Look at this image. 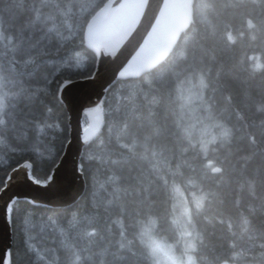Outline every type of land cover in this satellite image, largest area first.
<instances>
[{
	"label": "trees",
	"instance_id": "obj_1",
	"mask_svg": "<svg viewBox=\"0 0 264 264\" xmlns=\"http://www.w3.org/2000/svg\"><path fill=\"white\" fill-rule=\"evenodd\" d=\"M106 1L0 0L7 110L20 87L12 81L27 68L35 77L26 83L53 81L52 95L41 97L63 129L53 125L42 142L32 134L25 141L19 126L17 139L9 133L0 185L10 163L24 158L10 146L31 149L38 181L58 164L70 124L56 90L93 76L97 57L83 35ZM193 7L189 29L164 63L109 87L102 131L83 151L91 156L84 195L68 207L34 208L27 242L17 221L11 264H164L156 241L192 243L197 264H264V0H195ZM199 89L204 129L188 111ZM36 110L42 114L43 105Z\"/></svg>",
	"mask_w": 264,
	"mask_h": 264
},
{
	"label": "water",
	"instance_id": "obj_2",
	"mask_svg": "<svg viewBox=\"0 0 264 264\" xmlns=\"http://www.w3.org/2000/svg\"><path fill=\"white\" fill-rule=\"evenodd\" d=\"M194 1L107 0L98 10L88 22L84 35L87 48L97 57L95 79L91 76L75 80L65 95L64 106L70 116L72 143L66 147L68 157L61 166V174L69 169L71 190L67 194L56 192L58 186L54 184L50 194L45 192L47 189L32 187L27 190V195L50 208L70 206L81 198L86 182L83 175L76 173L73 165L80 159L85 147L81 143L85 135L84 122L87 125L92 122L90 113L95 117V135L91 137V142L103 128L104 107L100 101L104 102L109 87L117 80L141 78L168 59L181 35L192 23ZM22 178L23 170L15 175L14 183ZM9 195L11 190L0 197V206ZM2 217L0 207V219ZM1 224L3 222L0 221V227ZM6 227L8 234L0 228V264H9V259L11 261L5 249L13 246V231L8 224Z\"/></svg>",
	"mask_w": 264,
	"mask_h": 264
},
{
	"label": "snow or ice",
	"instance_id": "obj_3",
	"mask_svg": "<svg viewBox=\"0 0 264 264\" xmlns=\"http://www.w3.org/2000/svg\"><path fill=\"white\" fill-rule=\"evenodd\" d=\"M13 3H16L17 0H12ZM22 3L23 0H20ZM3 9H0V20L3 19ZM43 39V37H41ZM29 63H35L34 58L29 61ZM51 63V62H49ZM15 66L13 65V68ZM38 71V68L36 69ZM27 74V77L26 75ZM20 78L18 80L12 81V83L19 84V89L12 94L13 103L11 104V110H7V105L4 100V95L0 93V147H3V141L11 133V139H17L16 128L19 126L23 129V139L27 141L29 135L35 137L39 141L48 135V132L53 129L55 125V130L57 132H62L63 129L60 125L59 115L53 121L50 119L53 112L52 106L50 103L46 102L45 99L41 97L43 92L45 96L52 95V89L50 85L52 80H48V87L43 85H33L26 83V78L31 80L35 77V71L28 73L27 68L24 69V72L20 73ZM94 80L95 77L93 76ZM74 81L65 80L60 83L56 90V96L61 105L65 103V95L69 90L71 84ZM100 104H103V100L100 101ZM37 105H43L42 114L36 110ZM81 105V109H83ZM98 110V109H97ZM89 119L92 121L86 125L83 129L85 135L82 137L81 143L87 146L91 140V137L95 135V117L90 113ZM55 139V137H52ZM81 140V137H80ZM71 139L67 140V145H71ZM10 151L13 155H22L24 158L20 159L14 164H11L9 171L5 173L4 183L0 185V197H4L6 193L11 190V195L7 199L3 200L2 212L3 217L6 223L13 228L14 225L19 222L21 226V232L25 235V242H27V231L26 229L32 226V222L35 216L34 208L41 206H49L44 202L37 201L33 197L27 195V190L32 187H38L42 189H50L54 184L58 186L59 189L63 190L65 194L71 190V177L69 169H65L63 175L61 174V166L67 160L68 152L67 148L64 149L63 155L60 157V163L54 164L52 170H50L49 175L44 181H36L34 178L33 169L36 167L33 160L28 156V153L31 151L28 147H15L10 146ZM37 151H39L37 149ZM53 154L55 150L53 149ZM86 160H91V156H85L81 153V159L77 160L73 167L78 175H83L84 172V162ZM23 170V178L21 180L14 181V177L17 173H20ZM21 201L25 204L32 205V208H24L21 205ZM5 252L7 257L10 258L12 255L11 248H6ZM10 264V259H9Z\"/></svg>",
	"mask_w": 264,
	"mask_h": 264
},
{
	"label": "rangeland",
	"instance_id": "obj_4",
	"mask_svg": "<svg viewBox=\"0 0 264 264\" xmlns=\"http://www.w3.org/2000/svg\"><path fill=\"white\" fill-rule=\"evenodd\" d=\"M201 89L198 91H195L190 94L189 98L192 101L196 100L197 105L193 106L192 104L189 105L188 111L191 114L189 118H191L194 122H199L203 129L207 127V124H205V121L208 119V112L202 113V105H200V101L202 98ZM197 124V123H196ZM84 125L86 126L87 123L84 122ZM183 214H180V219H182L186 214V210L182 211ZM154 246L155 252L160 256L161 261H163L164 264H197L196 259L191 254L193 249V244H177L175 246H167L163 242H154L152 243Z\"/></svg>",
	"mask_w": 264,
	"mask_h": 264
},
{
	"label": "bare ground",
	"instance_id": "obj_5",
	"mask_svg": "<svg viewBox=\"0 0 264 264\" xmlns=\"http://www.w3.org/2000/svg\"><path fill=\"white\" fill-rule=\"evenodd\" d=\"M194 3H195V1H194ZM192 7H193V6H192ZM101 8H102V7H101ZM101 8H100V9H101ZM100 9H99V10H100ZM97 12H98V10H97ZM97 12H96V13H97ZM96 13H95V14H96ZM95 14H94V15H95ZM93 17H94V16H93ZM93 17H92V18H93ZM92 18H91V19H92ZM193 18H194V7H193ZM91 19H90V20H91ZM90 20H89V21H90ZM192 21H193V20H192ZM188 29H189V28H188ZM85 32H86V29H85ZM83 36H84V35H83ZM181 36H182V35H181ZM84 38H85V36H84ZM180 38H181V37H180ZM179 41H180V39H179ZM85 44H86V43H85ZM86 48H87V47H86ZM88 49H89V48H88ZM89 50H90V49H89ZM90 51H91V50H90ZM65 108H66V107H65ZM66 110H67V109H66ZM68 115H69V114H68ZM69 119H70V116H69ZM69 124H70V120H69ZM103 126H104V124H103ZM101 131H102V130H101ZM70 132H71V127H70ZM100 133H101V132H100ZM98 134H99V133H98ZM97 137H98V135H97ZM66 147H68V145H66ZM66 147H65V148H66ZM83 151H84V150H83ZM80 159H81V157H80ZM58 161H59V162H58V164H59V163H60V160H58ZM218 171H219V170H216V172H218ZM35 180H36V179H35ZM84 180H85V178H84ZM14 181H15V180H14ZM14 181H13V182H14ZM17 181H18V180H17ZM36 181H38V180H36ZM85 190H86V189H85ZM50 191H51L50 189L45 190V192L48 193V194H50ZM56 192H62V193H63L64 191L61 190V189H59V188H57V191H56ZM84 193H85V192H84ZM70 194H71V193H70ZM55 195H56V193H55ZM83 195H84V194H83ZM83 195H82V196H83ZM78 201H79V200H78ZM78 201H77V202H78ZM77 202H76V203H77ZM72 205H73V204H72ZM70 206H71V205H70ZM66 207H68V206H66ZM53 208H62V207H53ZM0 221L3 222V224H1V227H0V228L4 231V233L8 234V231H9V230H8V227H6V224H7V223H6V221L4 220V217H2V218L0 219Z\"/></svg>",
	"mask_w": 264,
	"mask_h": 264
}]
</instances>
